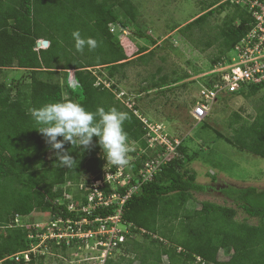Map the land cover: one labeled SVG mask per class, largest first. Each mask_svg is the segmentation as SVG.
<instances>
[{"label":"trees","instance_id":"1","mask_svg":"<svg viewBox=\"0 0 264 264\" xmlns=\"http://www.w3.org/2000/svg\"><path fill=\"white\" fill-rule=\"evenodd\" d=\"M214 1L210 0L206 12L172 29L191 38L194 27L202 28L210 16L226 11L217 25L218 31L205 42L206 46L211 41L217 42L210 65L222 60L251 27L250 16L244 9L228 2L212 8ZM138 18V9L130 0H0V264H14L6 257L27 248L25 228L12 224L16 214L27 216L35 209L61 214L54 202L63 185L90 177L101 178L107 162L98 137L94 136L92 144L84 150L65 143V150L77 164L73 169L58 167L54 150L34 129L37 125L30 115L31 109L66 101L78 102L92 112L115 108L128 113L129 119L123 125L128 145L146 147L142 123L111 91L120 89L118 84L125 78V68L151 55L156 45V39L147 40L152 49L147 53L137 50L130 58L118 36L110 31L112 24L123 27L131 24L136 35L144 38ZM74 30L84 38L95 39L97 47L77 51L71 35ZM40 39L48 41V46L36 50ZM190 41L194 42L192 38ZM11 67L25 70L28 80L3 79L5 69ZM70 70H74L80 94L69 87ZM160 72L158 68L155 73ZM102 77L112 82L111 90L98 83ZM188 77L185 73L170 83ZM167 81L165 75L155 79L152 74L149 84L136 93L161 90ZM261 89L264 82L231 95L249 97ZM229 127L234 147L264 159V96L262 106L251 120L234 114ZM195 156L188 155L184 145H180L178 156L127 200L122 218L132 224V231L144 241L138 243L129 238L122 248L126 252L141 249L142 253L133 258H109L105 264H161L163 258L168 264H192L197 257L204 264H264V188L228 186L222 193L234 206L202 201L198 208L188 210L193 192L205 190L189 168ZM145 158L146 154L136 158L135 171ZM238 209L256 218L257 223L236 220ZM174 221L178 225L170 227ZM176 225H181V245L167 233L178 229ZM157 232L161 236H156ZM219 251L227 257L220 259ZM27 264L44 263L40 259Z\"/></svg>","mask_w":264,"mask_h":264},{"label":"rangeland","instance_id":"2","mask_svg":"<svg viewBox=\"0 0 264 264\" xmlns=\"http://www.w3.org/2000/svg\"><path fill=\"white\" fill-rule=\"evenodd\" d=\"M139 12V25L145 35L140 38L136 35L135 27L129 24L120 32L115 33L125 48L127 56L132 58L133 53L142 50L147 53L152 49L150 39H156V45L151 55L144 60L133 61L125 68V78L119 83V87L125 92L136 96L137 106L143 115L162 124L168 134L173 138L182 140L187 154H195V159L189 163V168L196 173V181L205 186V190L193 192L192 199L187 203L188 210L198 208L202 201H210L220 205L234 206L222 190L228 186L243 188L254 186L264 188V159L252 153L240 150L230 143L231 130L229 122L234 114L251 120L262 106L264 89L254 96L219 95L209 110L207 117L197 122L190 114L197 102L200 89V79L195 77L209 69L210 59L215 56L217 42L211 41L205 45L218 31L226 11L215 13L208 18L202 28L194 27L190 37L182 35L175 26L182 27L195 16L206 12L210 0H130ZM220 0L213 3L212 8H217ZM227 55V54H226ZM160 68V73H155ZM99 70V69H97ZM103 73L105 71L101 70ZM191 72V73H190ZM5 73L14 80H28V73L16 67L6 68ZM189 74L188 79L171 84L173 78ZM155 79L165 75L167 84L161 90H148L138 92L139 88L147 86L151 81V75ZM193 77L195 79H190ZM115 81V80H114ZM184 84V86H182ZM127 158L139 153L137 144H130ZM236 220L257 223L256 218L248 217L240 209L237 210ZM24 221H45L48 215L35 209L30 215L24 216ZM176 221L170 224L174 226ZM178 225V223H177ZM175 226V231H169V236L177 244L183 243L180 236L181 225ZM161 236L157 232L156 236ZM155 237V235H153ZM169 237V239H170ZM135 239L142 242L141 237ZM144 241V240H143ZM169 245L177 246L174 243ZM141 249L126 252L125 248L116 251L112 258L121 256L131 258L140 255ZM227 254L219 251V258L224 259ZM199 262L192 264H198ZM134 264H138L135 262ZM161 264H168L163 258ZM190 264V263H187Z\"/></svg>","mask_w":264,"mask_h":264},{"label":"built area","instance_id":"3","mask_svg":"<svg viewBox=\"0 0 264 264\" xmlns=\"http://www.w3.org/2000/svg\"><path fill=\"white\" fill-rule=\"evenodd\" d=\"M220 1L244 9L250 16L251 27L222 60L195 77L201 82L198 100L190 114L197 122L207 117L219 95H231L264 82V0ZM117 27L124 32L125 27L120 24L110 25V31L115 33ZM47 46L37 40L35 49ZM67 81L74 93H81L74 70L69 71ZM98 83L108 89L112 84L103 77L98 78ZM111 91L142 123L146 147L139 148L136 157L127 158L124 166L105 162L99 179L90 177L63 185L61 195L54 202L61 214L43 212L48 215L45 221H24V216L16 214L12 224L25 228L27 248L7 256L6 260L14 264L40 259L44 264H105L129 238L139 236L132 231V224L122 218L124 205L143 184L153 181L169 161L178 156L182 140L171 137L162 124L143 115L135 95L122 88ZM141 154H146V158L135 171L133 163ZM104 211L111 212L104 214ZM196 259L204 264L199 257Z\"/></svg>","mask_w":264,"mask_h":264},{"label":"clouds","instance_id":"4","mask_svg":"<svg viewBox=\"0 0 264 264\" xmlns=\"http://www.w3.org/2000/svg\"><path fill=\"white\" fill-rule=\"evenodd\" d=\"M71 35L77 51L97 47L95 39L82 37L78 30ZM30 115L37 125L34 129L44 136L46 144L54 150L58 167L73 169L77 164V160L65 150V143L84 150L92 144L94 136L98 137L107 162L114 166L128 163V137L123 127L129 119L127 112L115 108L108 111L101 108L92 112L78 102L66 101L31 109Z\"/></svg>","mask_w":264,"mask_h":264},{"label":"crops","instance_id":"5","mask_svg":"<svg viewBox=\"0 0 264 264\" xmlns=\"http://www.w3.org/2000/svg\"><path fill=\"white\" fill-rule=\"evenodd\" d=\"M41 41H43V39H40ZM12 68V67H11ZM17 69H19V68H17ZM19 70H23V69H19ZM68 73H69V71H68ZM3 79H5L6 81H10V80H12V79H14V78H10V80H8V76L6 75V73H5V77H2ZM188 79V78H187ZM67 80H68V77H67ZM186 81V80H185ZM114 94V93H113ZM115 98H116V96H115ZM117 100H119L120 102H122L119 98H116ZM122 104L125 106V104L122 102ZM166 129V128H165ZM166 131H167V129H166ZM131 157V156H130ZM130 157H128V159L130 158ZM133 157H136V155H134V156H132V158ZM186 209H188V207H186ZM137 240V239H136ZM136 242H138V243H142L143 242V240H142V242L141 241H136ZM135 252V251H134ZM133 253V252H132ZM134 256H136V255H133L131 258H133Z\"/></svg>","mask_w":264,"mask_h":264},{"label":"water","instance_id":"6","mask_svg":"<svg viewBox=\"0 0 264 264\" xmlns=\"http://www.w3.org/2000/svg\"><path fill=\"white\" fill-rule=\"evenodd\" d=\"M42 44H43V45H45V46H47V44H48V41H46V40H43V41H42Z\"/></svg>","mask_w":264,"mask_h":264}]
</instances>
